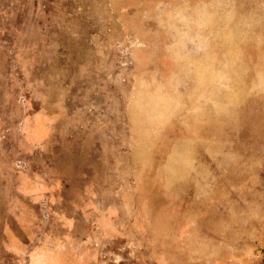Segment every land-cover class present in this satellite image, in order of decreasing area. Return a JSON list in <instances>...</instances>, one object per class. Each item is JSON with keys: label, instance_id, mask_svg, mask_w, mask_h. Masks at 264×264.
Wrapping results in <instances>:
<instances>
[{"label": "rangeland", "instance_id": "1", "mask_svg": "<svg viewBox=\"0 0 264 264\" xmlns=\"http://www.w3.org/2000/svg\"><path fill=\"white\" fill-rule=\"evenodd\" d=\"M21 170L98 183L80 223L105 262L172 259L188 228L197 259L264 243V0H0V264L28 241Z\"/></svg>", "mask_w": 264, "mask_h": 264}, {"label": "crops", "instance_id": "2", "mask_svg": "<svg viewBox=\"0 0 264 264\" xmlns=\"http://www.w3.org/2000/svg\"><path fill=\"white\" fill-rule=\"evenodd\" d=\"M36 120H40L41 129L44 131L35 132L37 131L34 127L37 123ZM53 122L54 118L48 117L44 110L40 116H37L36 113L29 116L28 136L31 140H35L33 141L34 146L37 145V140L47 138L46 130L52 126ZM77 136L76 139H78ZM94 138L91 135L92 141ZM86 144L89 145V143ZM91 146L94 147V144L92 143ZM95 147L99 148L97 144ZM94 184L97 185L98 183L92 180L85 184L83 177L77 179L76 176L70 174L68 177L60 178L56 174L45 172V170L44 172L21 170L17 177L16 194L11 197L10 206L13 219L18 221L28 241L13 247L12 254H14L13 257H16L14 264H116L113 260L105 262L95 258L94 249L90 250V237L93 238L96 233L94 228L87 233L82 231L84 226L80 221L88 213H95L94 205L98 202V197L93 195ZM81 189L87 191L85 203L91 205L90 210L85 211L80 206L84 198ZM88 191L92 193L89 194ZM201 216L198 213L194 217L201 219ZM184 232L188 235L194 232V235L200 236L196 229L188 228ZM37 233H40L42 240V244L39 246L32 241L34 239L32 237H36ZM185 234L180 235L177 244L180 253L174 254L176 251H172L174 252L172 259L169 258L168 254H165L168 252L155 251L154 259L151 261L150 259L149 261L143 259V264H264V243L257 245L254 242L252 247L248 248L249 246H245L243 243L238 244L236 240L234 246L230 245L232 251H229L234 256L230 255L231 257L219 260L206 257L197 259V255L194 254L191 247L196 239L192 235V239L182 240L181 237ZM205 235L203 239L207 242L212 241L210 238L208 240ZM241 237L244 238L243 235ZM199 240L201 241L198 239L196 243ZM47 241L49 243H46ZM186 245H190L189 255H186L187 259L184 257L181 260V251Z\"/></svg>", "mask_w": 264, "mask_h": 264}, {"label": "trees", "instance_id": "3", "mask_svg": "<svg viewBox=\"0 0 264 264\" xmlns=\"http://www.w3.org/2000/svg\"><path fill=\"white\" fill-rule=\"evenodd\" d=\"M50 107V109H54V107H55V105H51V106H49ZM44 110V109H43ZM42 110V111H43ZM46 110H47V108L44 110L45 111V113L47 114V112H46ZM48 115V114H47ZM48 117H52L51 115H48ZM50 119V118H49ZM29 121V120H28ZM27 121V122H28ZM34 127H35V125H34ZM50 127V126H49ZM53 126H51L50 128H48L47 130H46V133H47V137H50L52 134H51V131L49 130V129H51ZM28 128H29V124H28ZM35 130H37V131H35L36 133L37 132H41L40 130H38L37 128H35ZM42 131H44V129H42ZM28 133H29V131H28ZM39 141L40 140H37V145L36 146H34L33 145V142H32V145L34 146V147H36V148H42V145L43 144H41V143H39Z\"/></svg>", "mask_w": 264, "mask_h": 264}]
</instances>
